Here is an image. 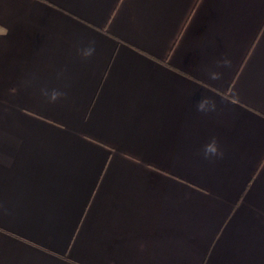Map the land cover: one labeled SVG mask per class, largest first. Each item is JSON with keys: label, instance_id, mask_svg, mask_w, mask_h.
<instances>
[{"label": "crops", "instance_id": "0c3cea01", "mask_svg": "<svg viewBox=\"0 0 264 264\" xmlns=\"http://www.w3.org/2000/svg\"><path fill=\"white\" fill-rule=\"evenodd\" d=\"M0 30V264H264V0H0Z\"/></svg>", "mask_w": 264, "mask_h": 264}, {"label": "clouds", "instance_id": "9594fccd", "mask_svg": "<svg viewBox=\"0 0 264 264\" xmlns=\"http://www.w3.org/2000/svg\"><path fill=\"white\" fill-rule=\"evenodd\" d=\"M0 34H6L3 30H0ZM78 54L82 59H89L96 53V42L94 40L89 41L88 45L83 48L77 49ZM231 60L226 56L222 57L220 60L216 62L217 68L222 67H230ZM63 75V71L57 73V79H59ZM208 79L212 81H218L222 78V73L215 70H209ZM41 95L46 98L48 103H56L57 101L65 98L67 93L58 89V88H48L47 86L41 88ZM195 109L197 112L202 114L214 113L217 111V103L216 101L208 96H204L199 102L196 103ZM202 155L207 160H215L222 159L224 157V152L220 148L218 139L213 136L210 140L203 146Z\"/></svg>", "mask_w": 264, "mask_h": 264}]
</instances>
